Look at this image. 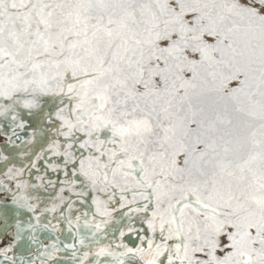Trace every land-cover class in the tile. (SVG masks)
Wrapping results in <instances>:
<instances>
[{"label": "snow or ice", "instance_id": "1", "mask_svg": "<svg viewBox=\"0 0 264 264\" xmlns=\"http://www.w3.org/2000/svg\"><path fill=\"white\" fill-rule=\"evenodd\" d=\"M0 264H264V0H0Z\"/></svg>", "mask_w": 264, "mask_h": 264}]
</instances>
